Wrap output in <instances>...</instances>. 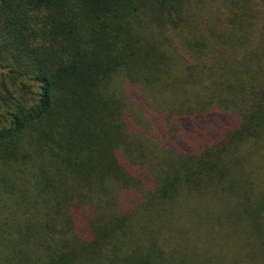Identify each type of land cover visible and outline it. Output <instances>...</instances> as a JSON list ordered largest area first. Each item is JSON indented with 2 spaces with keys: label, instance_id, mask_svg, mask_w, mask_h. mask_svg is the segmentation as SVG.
Wrapping results in <instances>:
<instances>
[{
  "label": "trees",
  "instance_id": "1",
  "mask_svg": "<svg viewBox=\"0 0 264 264\" xmlns=\"http://www.w3.org/2000/svg\"><path fill=\"white\" fill-rule=\"evenodd\" d=\"M0 264H264V0H0Z\"/></svg>",
  "mask_w": 264,
  "mask_h": 264
}]
</instances>
